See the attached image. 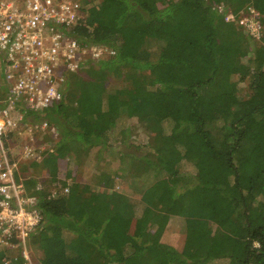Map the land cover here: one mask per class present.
I'll list each match as a JSON object with an SVG mask.
<instances>
[{
  "label": "trees",
  "instance_id": "obj_1",
  "mask_svg": "<svg viewBox=\"0 0 264 264\" xmlns=\"http://www.w3.org/2000/svg\"><path fill=\"white\" fill-rule=\"evenodd\" d=\"M162 1L90 0L74 36L115 55L73 78L65 101L27 114L60 134L44 162L51 182L59 183L61 160L95 148L115 153L103 186L111 175L144 180L122 193L95 192L69 172L71 184L53 194L26 179L43 217L30 240L39 264H264V38L218 9L237 13L246 0ZM254 7L264 23V0ZM237 76L249 79L250 97ZM124 78L125 87H110ZM131 119L151 142H128L120 123ZM173 216L187 219L181 250L158 239ZM8 255L30 264L21 247L0 253V264Z\"/></svg>",
  "mask_w": 264,
  "mask_h": 264
},
{
  "label": "built area",
  "instance_id": "obj_2",
  "mask_svg": "<svg viewBox=\"0 0 264 264\" xmlns=\"http://www.w3.org/2000/svg\"><path fill=\"white\" fill-rule=\"evenodd\" d=\"M255 0L234 12L224 3L218 9L225 21L243 30L257 41L264 38L262 14ZM90 0H0V249L22 248L31 262L30 240L41 225L38 199L28 195L23 181L17 179L18 164L11 135L21 138L19 160H41L42 150L31 134L57 129L46 121L27 122L28 113H42L65 101L68 86L76 76L87 77L97 61L115 55L105 46L83 43L74 36L86 24ZM11 145V144H10ZM71 184V181L68 182ZM69 187L64 189L68 192ZM4 264H15L4 259Z\"/></svg>",
  "mask_w": 264,
  "mask_h": 264
},
{
  "label": "rangeland",
  "instance_id": "obj_3",
  "mask_svg": "<svg viewBox=\"0 0 264 264\" xmlns=\"http://www.w3.org/2000/svg\"><path fill=\"white\" fill-rule=\"evenodd\" d=\"M171 0H164V2H160L159 5H166ZM232 25V24H231ZM234 26V25H232ZM235 27V26H234ZM249 51V50H248ZM126 79V78H124ZM113 79L112 82H110V87L116 88L119 87H125L127 85V79ZM235 80L238 83L239 91L242 95H244L246 98L250 97V89H249V79L242 81L240 79V76L235 77ZM135 125V128H134ZM120 127L123 129H129L130 132V141H128L131 144L134 145H140V144H147L151 142L153 136L147 133V131H143V129L136 123L135 119L127 120V121H121ZM58 132V131H57ZM31 137L33 138V141L38 147H42V150H46L49 148L54 147V143L59 142L60 140V134H52L50 132H34L31 134ZM113 138V137H112ZM8 141H10L8 143ZM20 141L21 138L17 135H11L6 140L7 146H12L13 148V155H10L11 159H14L18 164V173H20V176L22 178L30 179V177H34V179H38V182L40 184V187L47 189L51 191L53 194H55L57 191H59V188L61 187L62 181H72L70 179H67V175L69 172H72V175L74 176V179L81 183V185L89 186L91 191L95 192H103V191H110L112 192L117 191L119 193L125 192V189L127 187H130L134 184L141 186V184L144 183L143 179H140L138 181L133 180V178H125L121 179L119 177H115L111 175V178H113L109 182V187H105L102 185V183L99 180V177L101 176V173L105 170L108 171L109 169V163L113 160V157L115 155L114 152L104 149L105 151L102 152L99 155V148L93 149L88 156H84L78 159V161H74V159H63L60 161L59 164V183H54L50 181V176L48 169L45 165V160L49 156L47 152L42 154L41 160L36 161L35 159H26V160H19V156H17L19 152L20 147ZM119 141V140H118ZM112 143V139L110 141ZM11 144V145H10ZM116 146L119 147V144H116ZM114 150H117V148H112ZM185 171H189L193 173L192 168H185ZM19 177V174H17V177ZM125 186V187H123ZM176 210L175 207H171L167 210V213L173 214V211ZM200 221L201 220H196ZM185 223H187L186 218H181L177 216L171 217L170 222L167 226H165L164 231L163 229H160L158 231V239L164 244L171 245L175 247L178 250H181L184 244L185 239ZM157 229H155L156 231ZM132 231L134 232V228L132 226ZM29 246V254H30V260L32 264H39V256L40 253L32 248V251Z\"/></svg>",
  "mask_w": 264,
  "mask_h": 264
},
{
  "label": "crops",
  "instance_id": "obj_4",
  "mask_svg": "<svg viewBox=\"0 0 264 264\" xmlns=\"http://www.w3.org/2000/svg\"><path fill=\"white\" fill-rule=\"evenodd\" d=\"M17 179H20L21 181H23V183H24V187H25V189H26V186H25V180H26L27 178H26V177H25V178H22V176H20V173H19V177H18ZM40 188H41V187H40ZM26 193H27L28 195H34V196H35V193L33 194V190H31V191L29 190V191H28V190L26 189ZM32 248L34 249V247L31 246V248H30L31 251H32ZM34 250H35V249H34ZM36 250H37V249H36ZM3 251H5V249H0V253H2ZM37 251H38V250H37ZM6 252H8V251H6ZM38 253H39V252H38ZM8 257H9V259H11L9 255H8ZM6 258H7V257H6ZM6 258H4V259H6ZM39 258H40V259H39L38 262L40 263V261H41V254H40ZM29 263L32 264V262H29Z\"/></svg>",
  "mask_w": 264,
  "mask_h": 264
}]
</instances>
